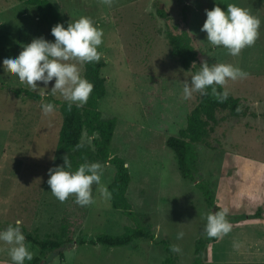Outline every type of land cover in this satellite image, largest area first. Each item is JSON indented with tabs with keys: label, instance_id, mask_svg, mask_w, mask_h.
Returning <instances> with one entry per match:
<instances>
[{
	"label": "rangeland",
	"instance_id": "obj_1",
	"mask_svg": "<svg viewBox=\"0 0 264 264\" xmlns=\"http://www.w3.org/2000/svg\"><path fill=\"white\" fill-rule=\"evenodd\" d=\"M49 1L64 22L87 16L102 29L98 51L105 63L100 69L105 94L98 102L100 118L115 121L109 150L125 160L130 174L126 196L137 221L150 227L154 239L139 237L122 246L73 243L71 249L54 251H41L25 241L32 259L39 257L38 264H161L168 244L180 249L171 252L174 264H192L193 245L204 234L208 209L194 184L179 175L175 155L164 143L167 136L178 135L199 97L193 92L184 98L183 86L190 83L193 71L184 70L171 55L165 36L168 30L184 28L197 52L196 66L204 61L230 63L248 73L223 86L240 99L241 113L234 116L217 109L213 129L206 127L194 144L196 178L209 182L215 203L229 209L226 219L232 224L229 233L206 246L203 261L264 264V0H112L110 5L105 0ZM214 3L222 10L227 3L238 4L260 20L255 43L237 56L211 46L200 30L205 9ZM184 5L190 6L186 26L181 20ZM36 37L49 41L33 6L0 0V61L17 55ZM53 83L54 79L44 87L38 81L33 91L0 66V229L19 220L23 234L39 238L56 237L64 223L74 237L120 234L134 222L112 208L95 183L94 203L86 206L76 204L72 195L61 202L49 190L48 169L63 166L64 156L73 169L85 161L99 162L106 187L114 173L111 164L97 158L85 133L75 148L60 145V112L55 108L44 115L41 99L19 92L27 89L54 102L65 100L58 91L51 92ZM178 233L183 235L177 238ZM8 248L0 242V264H12Z\"/></svg>",
	"mask_w": 264,
	"mask_h": 264
},
{
	"label": "clouds",
	"instance_id": "obj_2",
	"mask_svg": "<svg viewBox=\"0 0 264 264\" xmlns=\"http://www.w3.org/2000/svg\"><path fill=\"white\" fill-rule=\"evenodd\" d=\"M109 5L112 0H105ZM206 19L201 31L206 32V39L211 46L226 49L231 56H237L246 46L255 43L258 36L260 20L252 15L248 9L238 4L227 3L226 10H222L218 3L211 9H205ZM54 41L43 37L33 38L29 43L23 44L15 56H5L0 61L4 71L14 74L21 83L27 84L33 91L38 90L37 82L47 87L53 81L51 92L57 91L69 102V107L75 104L81 107L87 103L93 85L81 75L80 66L87 62H98L101 53L98 46L103 42L102 29L97 27L87 16L68 23L65 27L56 23L50 29ZM74 61V62H70ZM192 64V68L194 67ZM248 73L240 67L230 63L215 62L209 64L201 62L200 67L191 74V81L183 86L184 98H189L193 92L201 95H215L219 102L227 99L229 91L223 88L227 80L246 78ZM223 88L217 91L216 86ZM44 115L52 114L54 104L45 101L40 103ZM63 166L57 165L48 169L47 184L52 195L59 201H65L70 195L74 202L80 206L94 203L92 185L98 186L101 197L110 199L111 193L101 184L102 168L99 162H83L75 169L67 156L63 158ZM229 213L227 207L219 208L214 213L206 215L204 232L208 237L222 238L232 229V224L226 219ZM183 234L178 233L177 238ZM0 242L9 245L8 255L12 264H25L32 259V252L25 243V236L21 231L20 221L0 229ZM238 248L237 242L233 243ZM173 252H179L177 246H172Z\"/></svg>",
	"mask_w": 264,
	"mask_h": 264
},
{
	"label": "trees",
	"instance_id": "obj_3",
	"mask_svg": "<svg viewBox=\"0 0 264 264\" xmlns=\"http://www.w3.org/2000/svg\"><path fill=\"white\" fill-rule=\"evenodd\" d=\"M30 4L34 8L37 20L45 24L48 30L49 41H54L50 29L56 23H61L65 27L68 23L64 22L60 14L54 9L49 0H19ZM164 16V12H158ZM190 6L184 5L181 9V20L184 26L189 22ZM176 29L177 26H176ZM167 42L170 46L171 55L178 61L184 70L192 68L193 73L199 69L195 64L197 52L192 43V37L181 28L178 31L168 30L165 34ZM104 61L87 62L83 64L81 75L90 81L93 85L92 91L88 97L87 103L81 107H76L72 104L69 107V102L66 100H49L47 96H41L31 90L20 89L19 92L24 93L27 97L34 100L47 99L54 104V107L60 112L61 124L58 130V142L65 148H75L80 144L83 133H85L91 141L95 154L102 162H107L114 167V173L107 187L111 193L110 205L114 209H118L128 216L133 222V226H126L122 233H97L94 235H72L69 225L64 223L60 226L58 235L54 238H39L38 236L25 233V241L31 242L41 251H54L56 249H71L73 243L75 246L82 244H102L106 246H122L129 244L132 240L142 237L150 240L154 239V233L150 227L140 224L136 219V212L132 210L131 204L126 196V191L130 181V174L125 160L110 153L109 146L114 129V119L102 120L98 109V102L105 94V78L100 74V69L104 66ZM217 91H222L223 88L216 86ZM201 95L199 93L198 101L189 111L186 116L185 125L179 130L177 136L169 135L164 143L166 147L171 149L176 158V164L179 175L194 184V187L199 191L208 213L222 208L215 203L213 189L209 186L206 180H197V152L194 144L201 140L206 131L213 129L215 124V111L226 110L230 115L238 116L241 113V103L238 97L229 94L227 99L219 102L215 95ZM217 238L208 237L205 232L197 238L193 245L192 264H206L203 261V254L206 246L215 242ZM165 256L161 264H174V259L171 255V246L166 245ZM59 257L63 260V252L59 250ZM39 257H34L30 260L32 264H38Z\"/></svg>",
	"mask_w": 264,
	"mask_h": 264
}]
</instances>
